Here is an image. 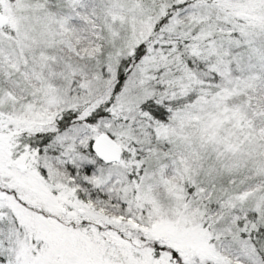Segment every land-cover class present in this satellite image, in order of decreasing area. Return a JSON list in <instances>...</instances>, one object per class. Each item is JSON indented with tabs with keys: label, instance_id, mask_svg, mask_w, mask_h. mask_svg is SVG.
<instances>
[{
	"label": "snow or ice",
	"instance_id": "1",
	"mask_svg": "<svg viewBox=\"0 0 264 264\" xmlns=\"http://www.w3.org/2000/svg\"><path fill=\"white\" fill-rule=\"evenodd\" d=\"M0 264H264V0H0Z\"/></svg>",
	"mask_w": 264,
	"mask_h": 264
}]
</instances>
